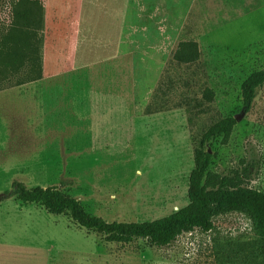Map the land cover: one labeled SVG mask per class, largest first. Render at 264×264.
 Returning <instances> with one entry per match:
<instances>
[{"label":"rangeland","instance_id":"374dc122","mask_svg":"<svg viewBox=\"0 0 264 264\" xmlns=\"http://www.w3.org/2000/svg\"><path fill=\"white\" fill-rule=\"evenodd\" d=\"M8 1L0 0V23L10 20ZM41 1L47 18L41 54L49 55L46 39L53 50L69 44L66 55L71 64H88L108 54L98 41L109 35L103 18L111 0ZM191 8L185 38L199 44V62L179 66L172 53L163 66L136 67V76L144 73L137 81L144 78L145 83L136 85L144 92L136 98L135 147L92 152L85 142L59 144L43 159L23 165L22 181L28 187L57 185L62 177L75 179L76 186L63 192L77 198L92 216L107 222L165 218L189 203L194 151L204 134L233 118L236 126L227 143L221 137L204 145L212 158L210 171L244 174V186L264 193V86L250 107L241 93L243 83L264 69V0H193ZM23 95L29 104L32 95ZM34 124L29 139L20 133L10 138L8 128L20 132L24 126L15 115L3 120L0 113V161L5 159L1 153L14 143L37 144L34 135L46 139L44 129ZM13 155L21 160L25 151ZM0 219L5 220L0 224V264H216L215 253L227 242L233 244L230 251L224 248L227 255L239 254L233 264H264L263 251L241 247L260 241L262 235L248 216L238 212L215 218L212 233L185 235L169 248L146 249L141 242L140 253H134L136 245L105 243L74 226L68 216L49 215L39 205L6 201L0 204Z\"/></svg>","mask_w":264,"mask_h":264},{"label":"trees","instance_id":"16d2710c","mask_svg":"<svg viewBox=\"0 0 264 264\" xmlns=\"http://www.w3.org/2000/svg\"><path fill=\"white\" fill-rule=\"evenodd\" d=\"M10 20L0 23V113L4 117L15 115L24 128L10 129L9 137L21 134L29 139L32 134L31 123L42 126L43 116L34 101L32 85L43 79L41 45L44 28L45 9L41 0H9ZM173 63L179 66H192L201 59L200 46L195 41L180 42L173 54ZM264 86V69L251 75L242 85L243 103L250 107L257 91ZM25 93L31 94L28 104ZM29 97V96H28ZM150 107V106H149ZM148 107V108H149ZM10 113V114H9ZM147 113H150L147 109ZM34 124V125H35ZM236 126V120L227 118L209 129L200 141V147L194 151L195 167L189 177L188 200L184 208L162 219L151 222H107L90 215L81 202L66 193L64 189L76 186L75 179L62 177L57 185L28 187L23 176L13 177L9 190L0 192V204L13 200L24 205H39L49 215L68 216L74 226L85 229L101 237L105 243L120 246H135L134 253H140L137 247L161 250L171 247L181 237L199 232L202 235L212 233L216 228L214 219L234 212L248 216L253 227L262 235L260 241L245 243L243 248L263 251L264 254V193L244 186L242 175L237 172L222 175L210 171L211 156L204 150V145L223 138L227 143ZM27 128V130H26ZM30 128V130H29ZM36 136V137H35ZM70 132H48L46 139L40 141L34 135L37 144L32 142L14 143L8 151L1 153L5 158L0 161V168L10 171L15 166L35 162L44 149V142L63 141ZM25 151L24 159L17 160L13 154ZM63 167L66 156L61 154ZM231 243L218 248L215 253L216 264H233L239 254L224 248H232ZM238 245V244H237ZM241 249V248H239ZM181 264V263H177Z\"/></svg>","mask_w":264,"mask_h":264},{"label":"crops","instance_id":"0c3cea01","mask_svg":"<svg viewBox=\"0 0 264 264\" xmlns=\"http://www.w3.org/2000/svg\"><path fill=\"white\" fill-rule=\"evenodd\" d=\"M192 3L193 0H111L104 7L103 18L109 35L97 43L108 54L88 64H71L66 55L69 44L53 50L48 45L52 42L46 39L45 53L49 55L41 54L43 79L32 85L36 107L43 116L44 136L48 132H70L63 141L66 146L85 142L92 152L107 151L112 146L135 147L139 139L136 98L144 92V87L136 85L145 83L144 78L137 81L136 77L144 73L140 71L136 76V67L163 66L174 54L176 41H188L185 26L189 25ZM46 20L45 15L44 27ZM0 131L3 132L1 126ZM44 143L40 159L60 144L58 140ZM23 165L10 171L0 168V192L10 189L14 176L22 175ZM4 221L0 219V224Z\"/></svg>","mask_w":264,"mask_h":264}]
</instances>
